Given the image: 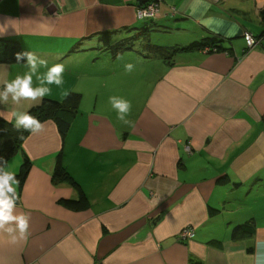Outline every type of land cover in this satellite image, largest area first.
<instances>
[{
    "label": "crops",
    "instance_id": "0c3cea01",
    "mask_svg": "<svg viewBox=\"0 0 264 264\" xmlns=\"http://www.w3.org/2000/svg\"><path fill=\"white\" fill-rule=\"evenodd\" d=\"M149 3L0 0V24L14 20L3 50L64 65L63 85L38 99H81L65 134L45 121L8 160L16 173L25 155L32 163L14 208L30 235L13 243L0 230V264H264V6L163 0L139 18ZM207 37L217 51L153 52ZM27 70L26 57L0 62V88ZM110 97L131 102L127 123ZM29 104L41 103L14 105L10 94L0 109ZM59 156L79 188L54 180ZM80 191L84 208L62 203ZM248 222L253 235L233 239ZM188 227L195 236L180 239Z\"/></svg>",
    "mask_w": 264,
    "mask_h": 264
},
{
    "label": "clouds",
    "instance_id": "9594fccd",
    "mask_svg": "<svg viewBox=\"0 0 264 264\" xmlns=\"http://www.w3.org/2000/svg\"><path fill=\"white\" fill-rule=\"evenodd\" d=\"M261 6H264V0H259ZM11 19L0 24V35L6 33L9 25H13ZM251 43V40H249ZM26 57L27 71L22 75H17L10 81H5L0 88V103L6 106L11 102L14 105H20L23 100L37 101L43 103V98L51 94V85L60 87L64 83L63 73L65 71L63 64H53L49 67L48 61L38 57L30 51L20 52L16 55L17 62H22ZM47 69L46 72H38V68ZM134 65L127 63L125 68L131 71ZM35 77V80H34ZM112 107L117 110L118 119L127 123L125 114L130 112L131 102L117 97H110ZM36 104H29L26 108H14L11 112L0 109V117L8 123H12L16 129L29 130L37 132L42 128L40 120L30 113V109L36 107ZM18 175L11 169V165L3 157H0V230L6 232L11 237V242L15 243L17 239L27 240L29 233L28 217L14 213L18 200L17 187L19 186ZM9 222H15L10 224ZM18 233V235H17Z\"/></svg>",
    "mask_w": 264,
    "mask_h": 264
},
{
    "label": "trees",
    "instance_id": "16d2710c",
    "mask_svg": "<svg viewBox=\"0 0 264 264\" xmlns=\"http://www.w3.org/2000/svg\"><path fill=\"white\" fill-rule=\"evenodd\" d=\"M261 22L264 27V7L260 12ZM264 37V28L261 33L258 35V38L261 39ZM219 41L213 37H207L200 42H193L189 46L184 48L179 47H155L153 49L154 53L164 57L165 59H169L174 55L179 49H205L209 48L210 51H217L219 49L218 46ZM4 43L0 42V62L2 63H13L16 60V55H10L12 53H6L2 47H4ZM16 49V48H15ZM9 52V51H8ZM16 52V50H15ZM81 99L78 94L71 93L68 95L64 101L58 102L49 99H44L43 103L39 106L30 110V113L36 116L41 124L45 121L52 120L57 125L61 134H65L66 131L70 127V122L68 120V116H72L77 111L80 105ZM31 133L29 130L16 129L12 123H8L5 120L0 118V138L4 139V141L0 145V157H3L5 160H9L13 157L22 147V144L26 137ZM32 163L27 155L24 156L23 163L21 165V169L17 172L18 179L20 181V185H22L31 169ZM54 180L57 182L60 181H68L72 185L79 188V185L75 180L66 172L63 167L61 156L58 157L55 171H54ZM81 190V189H80ZM65 206L79 210L84 208L87 201L85 199L84 194L80 191V198L76 200H64L62 202ZM255 231V227L252 223L248 222L246 224L237 226L232 232L233 239L245 238L247 236L253 235Z\"/></svg>",
    "mask_w": 264,
    "mask_h": 264
},
{
    "label": "built area",
    "instance_id": "2783aa9c",
    "mask_svg": "<svg viewBox=\"0 0 264 264\" xmlns=\"http://www.w3.org/2000/svg\"><path fill=\"white\" fill-rule=\"evenodd\" d=\"M157 12H158V7H156V4L149 3L145 7L139 8L137 13H138L139 18L151 19L155 17ZM253 38L254 37L251 34H248V33L245 34V40H246L248 47H251L252 44L254 43ZM249 40H251V43L249 42ZM204 50L209 51L210 49L205 48ZM187 150L190 151L189 146L187 147ZM194 236H195L194 230L190 227L184 228L179 234L180 239H189V238H193Z\"/></svg>",
    "mask_w": 264,
    "mask_h": 264
},
{
    "label": "rangeland",
    "instance_id": "374dc122",
    "mask_svg": "<svg viewBox=\"0 0 264 264\" xmlns=\"http://www.w3.org/2000/svg\"><path fill=\"white\" fill-rule=\"evenodd\" d=\"M152 2L156 4V7H158V10H159L160 3L163 2V0H152ZM253 39H254V43L252 44V46H254L256 44V42H258V39H256V38H253ZM246 45H247V43H246Z\"/></svg>",
    "mask_w": 264,
    "mask_h": 264
},
{
    "label": "water",
    "instance_id": "95a60500",
    "mask_svg": "<svg viewBox=\"0 0 264 264\" xmlns=\"http://www.w3.org/2000/svg\"><path fill=\"white\" fill-rule=\"evenodd\" d=\"M150 1H152V0H139V5L142 6V5H144ZM242 1H245V0H242Z\"/></svg>",
    "mask_w": 264,
    "mask_h": 264
}]
</instances>
